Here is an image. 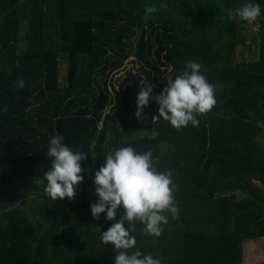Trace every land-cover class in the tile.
<instances>
[{"label": "trees", "instance_id": "obj_1", "mask_svg": "<svg viewBox=\"0 0 264 264\" xmlns=\"http://www.w3.org/2000/svg\"><path fill=\"white\" fill-rule=\"evenodd\" d=\"M247 2L0 0V109H8L0 112V210L12 208L0 214L5 218L0 264H48L57 246H64L65 234L52 236L62 221L51 222L41 239L34 218L13 209L20 181L40 184L50 168L48 142L57 134L73 151L87 153L83 181L76 186L83 199L71 207L77 223L101 228L96 257L61 264H114L116 252L102 243L101 233L118 222L123 209L116 220H107L106 211L93 219L90 206L98 199L84 189L95 188V172L107 152L125 146L137 153L151 150L158 171L172 170L181 211L177 219L168 214L158 237L144 235V225L136 222L130 233L136 247L129 251L150 253L161 264H242V244L264 238V145L258 141L264 138V0H251L261 7L253 23L254 60L237 61L248 23L229 16L230 9ZM161 3L167 11L159 10ZM152 6L158 10L145 19ZM23 23L27 34L21 50ZM131 57L137 68L110 87L109 76ZM62 59L63 86L58 81ZM188 60L199 63L201 74L217 85V103L197 117L198 127L177 130L159 118L154 98L166 86L163 78L182 72ZM18 80L25 82L23 88ZM141 80L153 92L138 120Z\"/></svg>", "mask_w": 264, "mask_h": 264}, {"label": "clouds", "instance_id": "obj_2", "mask_svg": "<svg viewBox=\"0 0 264 264\" xmlns=\"http://www.w3.org/2000/svg\"><path fill=\"white\" fill-rule=\"evenodd\" d=\"M157 10L154 6L146 8L145 19ZM159 10L167 11L168 5L161 3ZM229 16L253 24L261 16V7L249 0L230 9ZM201 67L188 60L182 72L175 76L170 72L163 78L166 86L154 98L159 105V118L177 130L189 124L198 127L197 117L210 112L217 103V85L208 82L201 74ZM141 85L135 112L138 120L143 119V110L153 92L146 80H141ZM17 86L23 88L25 82L18 80ZM7 111V107L0 109V112ZM155 120L157 118L153 117ZM47 155L51 166L39 181L41 185L46 182L45 195L53 201L74 199L76 186L83 181L81 162L87 159V153L73 151L64 143V137L57 134L49 139ZM104 157L105 163L95 172V193L99 199L90 206L91 214L93 219H99L106 211L109 221L116 220L119 208L123 209V214L118 222L101 233L102 243L113 246L116 252L114 264H161L150 253L130 252L136 247V239L130 233L135 231V224L139 222L144 225V235L158 237L163 232L162 225L168 223V214L172 219L178 218L180 208L172 186V170L158 171L151 150L137 153L131 146L109 151Z\"/></svg>", "mask_w": 264, "mask_h": 264}, {"label": "rangeland", "instance_id": "obj_3", "mask_svg": "<svg viewBox=\"0 0 264 264\" xmlns=\"http://www.w3.org/2000/svg\"><path fill=\"white\" fill-rule=\"evenodd\" d=\"M246 33L245 41L249 43V46H245V44L239 46L237 50V61L243 62L245 60H254L258 55L257 43H254L257 37V26L256 24H248L244 27ZM26 34H27V25L23 23L20 27L19 32V40L21 42V50L25 49L26 46ZM245 42V43H246ZM246 56V57H245ZM135 58L131 57L124 64V68L122 71L117 74L112 73L107 82L110 87L113 84L118 85V81L122 80L128 70L136 69L137 66L134 64ZM117 80V81H116ZM58 81L61 86L66 83V64L63 59L59 64V75ZM112 88H110L111 90ZM146 134V133H145ZM145 134H136V136L142 137ZM149 135L155 134L154 132L147 133ZM261 143H264L263 136L258 138ZM22 185V191L14 198V200L19 199L16 203L13 204V209L20 208L23 213H26L34 218L32 220L34 227L37 229V233L41 239L45 238L47 235V230L49 229V224L51 222H60L62 221L61 227L53 228L52 236L58 237L62 234H65L66 239L60 246H57V255L48 258V264H61L67 260L74 261H85L88 258L96 257L99 253V239L98 234L101 232V228L94 227L92 225H81L77 223V213L74 212L72 205L76 201H80L82 198V193L79 189H75L76 195L74 199L69 200L68 198L57 199L53 201L50 197L45 195L44 188L45 185H41L39 183H28V181H20ZM35 186H40L36 188ZM36 188V189H35ZM88 193L90 199H99L95 193V188H91L89 190L84 189V193ZM8 203L9 201H4ZM5 207V205H3ZM4 210H11L12 208L6 206ZM33 209H37L33 212ZM181 212V211H180ZM59 215H64V218L55 217ZM2 216V214H1ZM0 216V224H4L5 218ZM50 239V238H49ZM53 242L51 245H54ZM258 251L261 255L251 259L252 253H247L248 261H260L264 258V243H260L259 241L254 244L253 250ZM253 250H250L253 252ZM254 250V251H255ZM51 251V248H50Z\"/></svg>", "mask_w": 264, "mask_h": 264}, {"label": "crops", "instance_id": "obj_4", "mask_svg": "<svg viewBox=\"0 0 264 264\" xmlns=\"http://www.w3.org/2000/svg\"><path fill=\"white\" fill-rule=\"evenodd\" d=\"M246 57V56H245ZM258 141L260 142V140L258 139ZM261 143V142H260ZM262 145H264V143H261ZM254 184H255V186H257L258 188H260V189H262L263 187L261 186V184L260 183H257V181H254ZM238 196V195H237ZM2 212H6V211H4V210H0V214L2 213ZM260 242V243H264V238H259V239H256V240H247V241H245L243 244H242V250H243V256H242V264H258V263H260V262H262V261H264V258H263V260H260V261H257V262H254V261H248V259H247V253H252L251 254V259H253V258H255V257H258V256H260L261 254L258 252V251H256L255 249V251L253 250V248H254V244L256 243V242ZM250 250H253V252H251Z\"/></svg>", "mask_w": 264, "mask_h": 264}, {"label": "built area", "instance_id": "obj_5", "mask_svg": "<svg viewBox=\"0 0 264 264\" xmlns=\"http://www.w3.org/2000/svg\"><path fill=\"white\" fill-rule=\"evenodd\" d=\"M245 46H246V47H247V46H249V43H248V42H246V43H245Z\"/></svg>", "mask_w": 264, "mask_h": 264}]
</instances>
